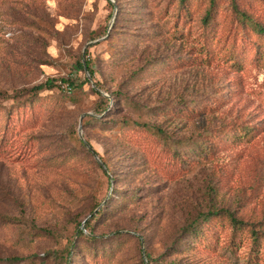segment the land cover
<instances>
[{
    "label": "rangeland",
    "instance_id": "374dc122",
    "mask_svg": "<svg viewBox=\"0 0 264 264\" xmlns=\"http://www.w3.org/2000/svg\"><path fill=\"white\" fill-rule=\"evenodd\" d=\"M192 1L0 0V257H23L0 264H264V61L233 9L263 22L264 0H216L248 51L234 71L202 56ZM232 120L260 131L206 151L202 125ZM237 204L256 243L197 215Z\"/></svg>",
    "mask_w": 264,
    "mask_h": 264
},
{
    "label": "trees",
    "instance_id": "16d2710c",
    "mask_svg": "<svg viewBox=\"0 0 264 264\" xmlns=\"http://www.w3.org/2000/svg\"><path fill=\"white\" fill-rule=\"evenodd\" d=\"M205 3V8L203 10L202 15L200 16V26H199V36L201 38L200 41V52L202 56L204 55L206 60L218 58L219 61L228 64L231 71L239 69L248 54L247 49L241 50L240 48H244L242 37L243 33L238 32L236 29L229 28L225 23H221L220 19H218V14L216 11V0H200ZM182 6H187L192 4V0H180ZM234 12L237 13V26L239 29L244 31L246 28L245 35L247 37L245 44L248 41V38L251 40V47H248L249 51L252 50L253 52V59L256 62H263L264 61V21H260L256 19L253 15H251L246 10L239 8L236 2L233 3ZM77 65L90 71V74L93 73V70L90 68L89 62H83L81 59L77 61ZM56 78L50 77L44 81L38 82L33 84L29 89L33 92H38L44 88H51L55 85ZM60 82L67 83L72 88H80L85 82L89 80L87 76L83 78L76 79L70 76H62L59 78ZM102 101L105 103L104 109L106 108V102L108 99L106 97L101 96ZM219 108L223 105L224 101L221 102L216 100L215 102ZM212 104L205 105L200 111H198L197 107H190L186 109L187 114L186 117L192 118L193 115H201L207 112ZM217 106H212L217 109ZM135 123H139L135 121ZM144 124H147L145 122ZM152 126L156 129L158 133H164L165 131L161 126L158 124H152ZM257 126L253 123L247 122H240L237 120H232L229 122H220L219 125L211 124L208 126L207 124L202 125V130L199 132V135L205 136L210 143L209 146H205L208 150L211 151L215 147H221L223 144H240L241 142L250 141L252 140L260 130H257ZM201 128V127H200ZM79 142L86 147L88 152H93L100 155L98 152L92 147L89 141H85L79 138ZM90 144L92 148H89L87 145ZM98 165L103 169L107 167V164L100 159L98 160ZM100 204V201L96 202L92 210L95 209L97 205ZM243 210V206L239 204L236 205L234 209L231 208H209L206 211H199L197 213L198 217L201 218L202 221H209L211 218L215 217H226L228 224L232 228V232L236 229L247 228V231L252 235V243H256L260 238V232H257V228H254L248 224L246 220L240 218V212ZM96 213L99 212L98 209L95 210ZM198 217L192 218L188 224L192 225L195 228V223L197 222ZM264 227V220L261 222ZM85 228L89 227V222L85 221L83 224ZM264 229L262 230V233ZM82 233V229L77 230V234ZM233 235V233H232ZM70 244H68L66 252L67 254L70 253L69 248ZM253 249V256H256V252L258 248L255 245H251ZM1 259L9 260V261H16L23 259L22 256H8V257H0ZM249 258L247 259V261Z\"/></svg>",
    "mask_w": 264,
    "mask_h": 264
},
{
    "label": "water",
    "instance_id": "95a60500",
    "mask_svg": "<svg viewBox=\"0 0 264 264\" xmlns=\"http://www.w3.org/2000/svg\"><path fill=\"white\" fill-rule=\"evenodd\" d=\"M84 62V61H83ZM89 148H92L90 144L87 145ZM97 159L100 161V158L97 156Z\"/></svg>",
    "mask_w": 264,
    "mask_h": 264
}]
</instances>
